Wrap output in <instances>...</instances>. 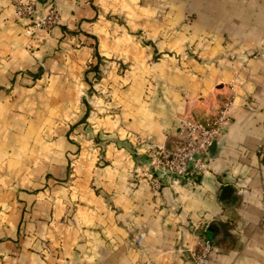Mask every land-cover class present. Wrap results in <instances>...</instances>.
I'll list each match as a JSON object with an SVG mask.
<instances>
[{
	"label": "crops",
	"instance_id": "1",
	"mask_svg": "<svg viewBox=\"0 0 264 264\" xmlns=\"http://www.w3.org/2000/svg\"><path fill=\"white\" fill-rule=\"evenodd\" d=\"M0 0V264H264V0ZM46 11V0H33ZM231 100L207 168L154 170ZM231 193L223 198V187ZM215 246L189 257L198 235Z\"/></svg>",
	"mask_w": 264,
	"mask_h": 264
},
{
	"label": "built area",
	"instance_id": "2",
	"mask_svg": "<svg viewBox=\"0 0 264 264\" xmlns=\"http://www.w3.org/2000/svg\"><path fill=\"white\" fill-rule=\"evenodd\" d=\"M16 17L23 21V32L26 35H37L39 30L49 31L57 25L60 11L55 0H46V11L37 10L33 0H15ZM231 100L226 98L214 108L207 111L190 109L183 116L176 145L171 150L154 152L152 169L142 175L148 177L152 189L160 187V177L154 176L153 171L173 175L177 178L191 179L207 168L210 160L209 146L222 136L229 121ZM215 251L211 241L198 235L193 248L189 249V257L195 262H204Z\"/></svg>",
	"mask_w": 264,
	"mask_h": 264
},
{
	"label": "water",
	"instance_id": "3",
	"mask_svg": "<svg viewBox=\"0 0 264 264\" xmlns=\"http://www.w3.org/2000/svg\"><path fill=\"white\" fill-rule=\"evenodd\" d=\"M215 150H216V141H213L211 143V145L209 146L210 156H212L214 154ZM231 191H232L231 186L226 185V186L223 187L221 195L223 196V198H225L226 196H228L231 193Z\"/></svg>",
	"mask_w": 264,
	"mask_h": 264
},
{
	"label": "rangeland",
	"instance_id": "4",
	"mask_svg": "<svg viewBox=\"0 0 264 264\" xmlns=\"http://www.w3.org/2000/svg\"><path fill=\"white\" fill-rule=\"evenodd\" d=\"M26 35V34H25ZM26 36H29V37H31V38H36V35L35 36H33V35H26Z\"/></svg>",
	"mask_w": 264,
	"mask_h": 264
}]
</instances>
